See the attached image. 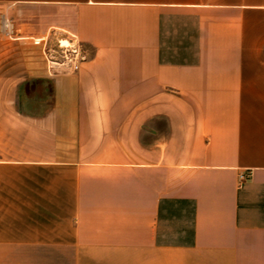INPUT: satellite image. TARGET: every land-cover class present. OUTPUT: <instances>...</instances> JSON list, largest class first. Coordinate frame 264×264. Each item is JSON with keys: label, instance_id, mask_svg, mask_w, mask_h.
I'll return each mask as SVG.
<instances>
[{"label": "crops", "instance_id": "1", "mask_svg": "<svg viewBox=\"0 0 264 264\" xmlns=\"http://www.w3.org/2000/svg\"><path fill=\"white\" fill-rule=\"evenodd\" d=\"M0 8L88 56L26 110L0 81V264H264V0Z\"/></svg>", "mask_w": 264, "mask_h": 264}, {"label": "rangeland", "instance_id": "2", "mask_svg": "<svg viewBox=\"0 0 264 264\" xmlns=\"http://www.w3.org/2000/svg\"><path fill=\"white\" fill-rule=\"evenodd\" d=\"M6 19L10 24V29L11 24L13 27L11 35L4 26ZM55 21L56 15L53 14H22L19 11H9L0 8V81L2 85V100H17L24 104L21 110H26L27 102L49 101L52 98L53 89L51 83L26 81L18 86L17 89H15V85L25 73L26 68H31L37 72L46 64L48 66V58L46 57L48 48L54 47L55 38L61 36ZM54 34H56L55 37ZM44 35H48L51 40V42H46V48L43 45H34L31 40L25 38L15 39V36L41 37ZM47 69L50 71L49 67Z\"/></svg>", "mask_w": 264, "mask_h": 264}, {"label": "built area", "instance_id": "3", "mask_svg": "<svg viewBox=\"0 0 264 264\" xmlns=\"http://www.w3.org/2000/svg\"><path fill=\"white\" fill-rule=\"evenodd\" d=\"M7 32L11 35L13 32V27L8 20L4 22ZM61 36L55 38L54 47H49L46 57L48 58V67L51 73H68L75 72L80 67V64L87 59V51L84 48L83 43L79 40L75 34H60ZM56 34H54V37ZM28 39L34 45H43L46 48V42H51L48 35L41 37L34 36H15V39ZM251 173H242L241 178H247Z\"/></svg>", "mask_w": 264, "mask_h": 264}]
</instances>
